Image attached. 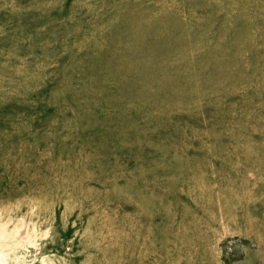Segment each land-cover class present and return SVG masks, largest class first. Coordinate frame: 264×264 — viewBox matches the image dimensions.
<instances>
[{
  "label": "rangeland",
  "instance_id": "374dc122",
  "mask_svg": "<svg viewBox=\"0 0 264 264\" xmlns=\"http://www.w3.org/2000/svg\"><path fill=\"white\" fill-rule=\"evenodd\" d=\"M0 228L4 264H264V0H0Z\"/></svg>",
  "mask_w": 264,
  "mask_h": 264
},
{
  "label": "bare ground",
  "instance_id": "6f19581e",
  "mask_svg": "<svg viewBox=\"0 0 264 264\" xmlns=\"http://www.w3.org/2000/svg\"><path fill=\"white\" fill-rule=\"evenodd\" d=\"M88 171V170H87ZM78 173H79V171H78ZM84 173V172H83ZM82 175V174H81ZM63 176V175H62ZM85 176V175H84ZM82 177V176H81ZM64 179V178H63ZM62 179V180H63ZM56 181V180H55ZM66 181V180H65ZM58 182V181H57ZM60 182V181H59ZM63 182V181H62ZM64 183V182H63ZM62 183V184H63ZM50 184V183H49ZM52 184V183H51ZM61 184V183H60ZM75 184H76V182H75ZM35 185V184H34ZM58 185V184H57ZM48 186H50V185H48ZM73 186V185H72ZM76 186V185H75ZM61 187V186H60ZM67 187V186H66ZM69 187V186H68ZM68 187H67V189H68ZM71 187V186H70ZM62 188V187H61ZM82 188V187H81ZM89 188H91V187H89ZM89 188L87 187V189L89 190ZM30 189V188H29ZM83 189V188H82ZM92 189V188H91ZM93 189H94V187H93ZM33 190V189H32ZM39 190V189H38ZM54 190V189H53ZM63 190V189H62ZM78 190V189H77ZM79 190H81L80 188H79ZM86 190V189H85ZM96 191H97V189H95ZM40 191H41V193L38 195L37 194V196H36V198L35 199H37V200H41V199H45L44 197H46V195H45V193H46V191H47V189H46V185L44 184V183H41V185H40ZM50 191H52L51 190V186H50ZM59 191V190H58ZM65 191H66V189H65ZM72 191V190H71ZM87 191V190H86ZM90 191V190H89ZM48 192V191H47ZM64 192V191H63ZM68 192H69V190H68ZM73 192V191H72ZM82 192V191H81ZM29 193H30V191H29ZM56 193V192H55ZM66 193H67V191H66ZM86 193V192H85ZM52 194V193H51ZM30 195V194H29ZM49 195V194H48ZM54 195V194H53ZM52 195V196H53ZM59 195V194H58ZM64 195H66V194H64ZM68 195V194H67ZM75 195V194H74ZM80 195V194H79ZM85 195H87V193L85 194ZM52 196H51V198H52ZM62 196H63V194H62ZM78 196V195H77ZM83 196V195H82ZM88 196V195H87ZM93 196V195H92ZM49 197V196H48ZM90 197V196H89ZM54 198V197H53ZM66 198V197H65ZM91 198V197H90ZM25 199V198H24ZM57 199V198H56ZM63 199V198H62ZM61 199V200H62ZM37 200L35 201V203L37 204ZM80 200V199H79ZM50 201V200H49ZM68 201V200H67ZM95 201V200H94ZM43 202V201H42ZM34 203V202H33ZM52 203H53V200H52ZM24 204V203H23ZM65 204V203H64ZM39 205V204H38ZM42 205V204H41ZM94 205V204H93ZM18 206V205H17ZM40 206V205H39ZM49 207H51V206H49ZM68 207V206H67ZM19 208V207H18ZM36 208V207H35ZM38 208V207H37ZM43 208V207H42ZM46 208V207H45ZM69 208V207H68ZM39 209V208H38ZM37 209V210H38ZM42 210V209H41ZM40 210V211H41ZM48 210V209H47ZM46 210V211H47ZM35 211V210H34ZM33 211V212H34ZM43 211V210H42ZM44 211H45V209H44ZM45 211V212H46ZM21 212V211H20ZM29 213V212H28ZM25 214V213H24ZM42 214H43V212H42ZM32 215V214H31ZM34 215V214H33ZM25 216V215H24ZM31 218V217H30ZM32 219H34V218H32ZM91 227V226H90ZM0 229H2V228H0ZM0 232H2L1 230H0ZM43 232V231H42ZM3 233H1L0 234V240L2 239V237H3V235H2ZM146 234H147V232H146ZM6 236V235H5ZM8 248V247H7ZM4 257H5V251H3L2 249H0V264H4ZM106 258V257H105ZM108 258V257H107ZM111 258V257H110ZM113 258L115 259V256L113 255ZM113 259V260H114ZM107 260V259H106ZM110 260V259H109ZM116 260H119L117 257H116ZM93 261V260H92ZM115 261V260H114ZM189 262V261H188ZM115 263V262H114ZM119 264V263H118ZM158 264V263H157ZM212 264V263H211ZM215 264V263H214Z\"/></svg>",
  "mask_w": 264,
  "mask_h": 264
}]
</instances>
